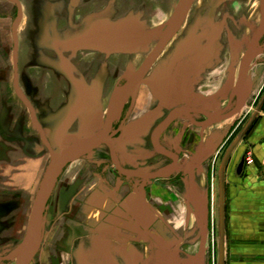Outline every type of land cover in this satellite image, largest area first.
I'll return each mask as SVG.
<instances>
[{
  "label": "rangeland",
  "instance_id": "obj_1",
  "mask_svg": "<svg viewBox=\"0 0 264 264\" xmlns=\"http://www.w3.org/2000/svg\"><path fill=\"white\" fill-rule=\"evenodd\" d=\"M179 1L82 0L80 7L74 8L70 0H22L24 18L19 28L20 86L22 93L35 106L39 120L56 150L78 138L100 132L105 119L108 89L120 76L134 73L143 58L160 42ZM253 3L239 10V15H249L251 18L247 19L250 24L244 22L246 25L240 27L242 36L238 61L259 27L260 0ZM16 16L15 6L0 0V253L3 254L13 251L22 242L36 192L50 162L39 134L31 125L28 110L14 92L12 25ZM170 46L166 55L174 48ZM98 53H103L107 58L99 60L96 57L93 62H108L109 56L113 61L114 77L111 81L105 64H100L102 68L93 69L88 75L89 56L95 57ZM255 108L251 98L241 114L222 126L212 127L208 132V149L203 154L212 152L214 156L207 162L206 172L198 175L196 194L199 200L198 197L188 196L187 191L182 193L179 190V197L174 203L170 200L160 201V224L168 234L170 247L178 246L184 254L175 257L170 250L151 255L147 247L139 245L144 260L127 252L123 264H197L190 257L196 254L199 230L193 219L187 222L186 201H192L195 206H200L202 202L206 204L205 216L210 238L204 264H218L219 169L227 146L221 149L218 145V149L213 151L216 145L214 141L217 142L224 135L228 138L231 133L226 134L224 126L235 120L237 124H245ZM237 151L229 162L226 177L233 175L240 163ZM201 159L200 156L198 159L185 158L186 162H200ZM145 216L149 218L148 214ZM132 233L139 235L140 231ZM54 243L51 242L50 248L54 247ZM46 250L43 253L49 252ZM69 259L66 258L63 264H67ZM115 260L112 264L118 262ZM13 263H16V259L9 264Z\"/></svg>",
  "mask_w": 264,
  "mask_h": 264
},
{
  "label": "flooded vegetation",
  "instance_id": "obj_2",
  "mask_svg": "<svg viewBox=\"0 0 264 264\" xmlns=\"http://www.w3.org/2000/svg\"><path fill=\"white\" fill-rule=\"evenodd\" d=\"M5 1L15 6L18 16L17 5ZM19 1L23 7L22 0ZM81 1L73 6V0H70V4L79 8ZM253 1L194 0L178 33L154 61L135 96L132 93L128 95L121 115L112 125L110 135L115 140L119 165L105 144L94 151L90 158H81L64 170L47 204V224L42 246L30 264H63L66 258H70L66 261L67 264H107L109 247L106 245L112 243L116 246L115 257L122 264L126 262L127 252L144 260V254L138 249L139 245L147 247V252L151 255L158 252L159 246L154 233L161 225L160 201L163 199L174 203L179 197V190L186 192L185 183L190 177V171L197 175L198 168L201 169V174L206 172V164L211 159L210 152L200 156L202 159L198 166L187 165L189 163L185 158L193 159L198 155L200 148L207 144V134L211 128L227 122L204 126L209 121L206 114L220 113L230 104L244 56L243 54L238 61L242 36L240 27L246 25L244 22L250 24L248 20L251 18L249 15H239V10L242 6L254 4ZM261 3L262 0L259 4L260 18ZM170 45L174 48L166 55ZM152 50L134 73L120 76L113 87L108 89L101 130L106 123L114 90L127 83L128 78L143 66ZM97 55L89 56L88 75L93 69L102 68L100 64H105L111 81L114 74L112 59L109 56L108 62L101 61L98 64L93 62L96 57L102 60L107 56L103 53ZM14 74L13 61V87ZM209 91L212 93L209 94ZM14 92L16 95L15 87ZM68 95L69 91L65 96ZM259 99L253 102V106L258 105ZM19 101L25 106L20 99ZM235 103L236 98L229 111L235 107ZM26 109L28 110L27 107ZM179 109H184L191 118L185 114L155 135L167 118ZM28 112L32 125L31 114L29 110ZM249 119L245 124H237L235 120L224 126L226 134H231L228 138H225L226 135L222 136L221 149L229 147ZM40 123L47 134L42 121ZM217 142L214 141L216 144ZM174 157H177L179 167L170 173L175 163ZM244 157L246 164V155ZM222 158L223 156L221 160ZM106 206L109 210H105ZM184 206L187 208L185 202ZM92 212L102 215L94 226L88 224ZM151 213L153 216H150ZM146 214L149 218H146ZM27 225L22 237L26 235ZM136 230L140 231L139 235L132 233ZM51 242H55L53 248H50ZM44 250L49 252L43 253ZM11 252L0 253V264L14 262L15 259L1 260ZM180 254L184 253L181 251Z\"/></svg>",
  "mask_w": 264,
  "mask_h": 264
},
{
  "label": "water",
  "instance_id": "obj_3",
  "mask_svg": "<svg viewBox=\"0 0 264 264\" xmlns=\"http://www.w3.org/2000/svg\"><path fill=\"white\" fill-rule=\"evenodd\" d=\"M13 2L18 7V16L13 24L12 32L14 39V51H13V61L15 67L14 74V87L16 95L23 102V104L28 108L31 114L32 126L39 134L43 146L46 148L50 155V162L47 166V169L44 173L43 179L40 183V186L36 192L32 212L30 215L28 228L26 235L22 242L14 249L6 258L1 260H14L16 259V264H30L35 256L38 254L44 238V233L46 229V216L45 211L47 204L53 195V192L56 188V185L62 176L64 170L73 162L81 158H90L94 151L98 150L102 145H107L111 152L114 161L119 165L118 156L116 154V145L115 140L110 135L111 128L113 123L119 118L122 113V109L129 94L135 96L137 88L141 82H143L148 70L154 63V61L160 56L164 48L168 43L174 38L181 28L186 16L194 2V0H180L178 5L175 7L173 14L171 15L166 28L163 32L162 38L154 50L150 53L146 59L143 66L132 76L128 78L127 83L120 87H116L113 92L111 103L107 111V119L104 124L103 130L101 132L87 137H82L74 140L71 144L64 146L60 150H56L49 137L47 136L42 124L39 121L36 109L34 108L31 101L22 93L19 84V28L24 18L23 7L19 0H8ZM79 0H73L72 5L76 6ZM261 19L259 27L255 32L251 42L249 43L244 56L241 61L239 78L236 82L235 87L233 88V94L230 100L228 107L217 114H206L209 118V121L204 124H219L224 121H229L234 117L238 116L243 112L250 100V94L252 92L251 88L248 86V73L253 64V62L264 53V45L261 43L262 38L264 37V0H262L261 7ZM106 47V46H105ZM92 48V47H91ZM236 98L235 107L229 111L233 99ZM264 108V93L255 108V111L252 113L248 123L238 134V136L232 141L229 147L226 149L223 158L221 160L220 169H219V258L218 264H226V172L229 165V162L237 150L239 145L242 143L250 129L253 127L257 121L259 114L263 111ZM188 114L184 109H179L174 111L167 120L158 128L155 135L161 133L169 123L173 120L182 117L183 115ZM188 117L191 118V116ZM222 139V138H221ZM223 140H219V143L214 145V149L222 145ZM200 148L198 155L204 156L203 152L208 149L207 146ZM219 145V146H218ZM160 150V148H159ZM198 155H195L193 159H198ZM202 156V157H203ZM211 158L214 156V153H210ZM175 163L171 168V172H175L179 165L177 162V157H174ZM194 161V162H193ZM192 163L188 161L187 165L198 166L199 163L196 160H193ZM245 167V157L241 159V162L237 168V174L241 175ZM201 169L198 168V175L201 174ZM137 173H134L136 175ZM198 175L194 171H190V177L186 181V190L187 195L190 197H198L197 193V178ZM202 202L199 205H194L192 201H186V214L187 222H190L193 219L194 223L198 227L199 237L198 245L196 248V254L194 259L197 264H204L207 253H208V243L210 238V229L207 224L205 213H207V206ZM198 204V203H197ZM202 204V205H201ZM204 205V206H203ZM202 207V208H201ZM204 208V209H203ZM159 246V245H158ZM158 252L161 254L166 253L167 251L172 250L173 255L178 257L181 253V250L178 246L170 247V243H163V247H158ZM116 258L113 257L112 260H109L108 263L112 264V261H116ZM118 264V262L114 263Z\"/></svg>",
  "mask_w": 264,
  "mask_h": 264
},
{
  "label": "crops",
  "instance_id": "obj_4",
  "mask_svg": "<svg viewBox=\"0 0 264 264\" xmlns=\"http://www.w3.org/2000/svg\"><path fill=\"white\" fill-rule=\"evenodd\" d=\"M248 86L252 90L250 98L253 102L262 96L264 53L249 70ZM237 150L240 161L248 153L251 161L246 162L241 175L236 169L233 175L226 177V264H264V109L245 145L241 143ZM105 210L109 207L106 206ZM101 217V214L92 212L88 224L97 225ZM154 236L160 247L163 243H170L162 225L157 227ZM106 247H109L108 259L116 258V246L112 243Z\"/></svg>",
  "mask_w": 264,
  "mask_h": 264
},
{
  "label": "built area",
  "instance_id": "obj_5",
  "mask_svg": "<svg viewBox=\"0 0 264 264\" xmlns=\"http://www.w3.org/2000/svg\"><path fill=\"white\" fill-rule=\"evenodd\" d=\"M251 161V154H246V162H250Z\"/></svg>",
  "mask_w": 264,
  "mask_h": 264
},
{
  "label": "trees",
  "instance_id": "obj_6",
  "mask_svg": "<svg viewBox=\"0 0 264 264\" xmlns=\"http://www.w3.org/2000/svg\"><path fill=\"white\" fill-rule=\"evenodd\" d=\"M264 109V108H263ZM251 130L249 131L248 135L250 134Z\"/></svg>",
  "mask_w": 264,
  "mask_h": 264
},
{
  "label": "bare ground",
  "instance_id": "obj_7",
  "mask_svg": "<svg viewBox=\"0 0 264 264\" xmlns=\"http://www.w3.org/2000/svg\"><path fill=\"white\" fill-rule=\"evenodd\" d=\"M178 5V4H177ZM35 199V198H34ZM33 207V206H32ZM31 215V214H30Z\"/></svg>",
  "mask_w": 264,
  "mask_h": 264
}]
</instances>
